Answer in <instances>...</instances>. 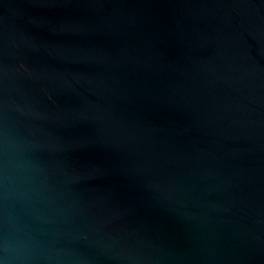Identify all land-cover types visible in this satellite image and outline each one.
Returning <instances> with one entry per match:
<instances>
[{"label": "water", "instance_id": "95a60500", "mask_svg": "<svg viewBox=\"0 0 264 264\" xmlns=\"http://www.w3.org/2000/svg\"><path fill=\"white\" fill-rule=\"evenodd\" d=\"M0 264H264V0H0Z\"/></svg>", "mask_w": 264, "mask_h": 264}]
</instances>
